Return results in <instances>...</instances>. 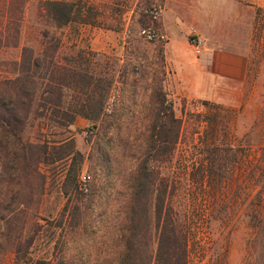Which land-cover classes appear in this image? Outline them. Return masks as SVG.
Instances as JSON below:
<instances>
[{
  "label": "rangeland",
  "instance_id": "rangeland-1",
  "mask_svg": "<svg viewBox=\"0 0 264 264\" xmlns=\"http://www.w3.org/2000/svg\"><path fill=\"white\" fill-rule=\"evenodd\" d=\"M40 1L32 0L25 13V33L30 37L37 28L53 33L48 22L41 18ZM162 1L84 0L93 8L97 24L54 31L64 42L63 55L83 49L97 53L104 64L109 60V72L115 77L111 98L115 105L107 114H113V122L107 133L100 134L89 121L76 124L78 118L68 133L76 149L85 156L80 181L86 176L89 191L80 190L83 199L80 229L71 231L70 218L63 216L68 202L62 192L64 164L41 166V175L16 186L20 191L15 200L16 214L8 237L0 239V264H16L18 251L29 252L30 264L56 263L58 258L69 264H117L122 249L124 206L129 199V175L147 152L152 104L156 101L153 90L161 85L169 103H173L181 131L171 160L157 163L154 158L151 165L160 172L159 180L168 179L170 203L179 211L202 219L201 233L206 236L209 250L204 254L198 249V241H194L190 254L197 261L191 264H262L264 11L256 14L252 41L247 44L244 90L235 98L237 105L214 108L166 85L168 74L166 69L165 75L161 72L159 52L167 40L150 43L139 37L141 28L154 26L160 30L162 19L154 22L145 11ZM5 2L2 0L0 7ZM16 56L5 48L0 51V77L8 76L3 64ZM161 119L166 121L164 115ZM27 137L35 141L36 128L28 131ZM160 145V155L165 159L169 146ZM212 146L230 148L229 160L237 155L239 166L223 183L204 177L209 163L208 149ZM157 153L155 150L154 154ZM29 184L36 195L30 210L24 206ZM41 186H44L42 194H37ZM11 197L9 194L7 199ZM33 235L35 240L28 249V240Z\"/></svg>",
  "mask_w": 264,
  "mask_h": 264
},
{
  "label": "trees",
  "instance_id": "trees-1",
  "mask_svg": "<svg viewBox=\"0 0 264 264\" xmlns=\"http://www.w3.org/2000/svg\"><path fill=\"white\" fill-rule=\"evenodd\" d=\"M5 1L0 7V51L5 48L17 56L3 64L8 76L0 77V239L8 237L16 214L15 200L20 193L16 186L31 182L36 174L41 175V166L60 163L64 164L62 192L68 199L63 216L68 215L71 231L77 232L82 224L80 178L85 156L76 149L68 133L78 118L89 121L100 134L107 133L113 122V114H107V107L115 77L109 72V60L102 63L91 50L62 54L64 42L56 31L97 24L94 10L87 2L41 0V18L48 22L53 33L37 28L30 37L25 33L24 18L32 0ZM159 55L161 72L165 75L163 49ZM153 91L156 101L152 104L149 145L138 168L129 175V199L124 206L122 249L117 264H191L197 261L190 254L192 243L198 241L199 251L206 255L209 243L201 233V217L189 216L170 203L169 181L159 180L160 172L151 165L154 158L157 163L171 160L181 131V122L163 86ZM202 104L224 108L208 101ZM163 115L166 121L161 122ZM35 128L37 137L33 141L27 133ZM159 144L169 146L165 159L160 155ZM230 151V148L210 147L204 177L217 178L221 183L230 179L239 166L237 155L227 159ZM43 188L37 194H42ZM9 194L11 199H7ZM35 196L30 186L24 202L28 210ZM34 240L35 235L29 238L28 249ZM28 254L18 251L16 264H30ZM56 260V263L39 264H69L63 258Z\"/></svg>",
  "mask_w": 264,
  "mask_h": 264
},
{
  "label": "crops",
  "instance_id": "crops-1",
  "mask_svg": "<svg viewBox=\"0 0 264 264\" xmlns=\"http://www.w3.org/2000/svg\"><path fill=\"white\" fill-rule=\"evenodd\" d=\"M159 24L167 36L164 57L167 83L192 99L222 107H235L244 90L247 44L264 0H163ZM198 29L205 42L204 55L195 57L189 28ZM94 47V44H92ZM191 54V55H190ZM87 120L79 118L76 122Z\"/></svg>",
  "mask_w": 264,
  "mask_h": 264
},
{
  "label": "built area",
  "instance_id": "built-area-1",
  "mask_svg": "<svg viewBox=\"0 0 264 264\" xmlns=\"http://www.w3.org/2000/svg\"><path fill=\"white\" fill-rule=\"evenodd\" d=\"M146 15L151 18L152 21H160L165 13V6L163 3H155L150 9L145 11ZM189 41L194 50L197 58H201L204 55L205 42L200 32L194 26L189 28ZM139 37L146 42L155 43L166 41L167 37L158 28L151 26L147 28H141L139 30ZM115 101L110 99L107 107V112L110 113L113 110ZM80 190L87 193L89 191L87 178L83 176L82 181H80Z\"/></svg>",
  "mask_w": 264,
  "mask_h": 264
}]
</instances>
